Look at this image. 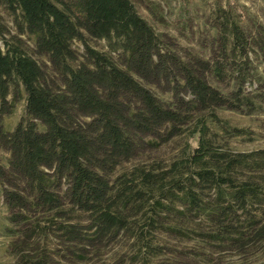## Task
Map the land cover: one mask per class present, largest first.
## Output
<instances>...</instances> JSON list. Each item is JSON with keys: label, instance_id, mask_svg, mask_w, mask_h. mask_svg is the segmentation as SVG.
<instances>
[{"label": "trees", "instance_id": "16d2710c", "mask_svg": "<svg viewBox=\"0 0 264 264\" xmlns=\"http://www.w3.org/2000/svg\"><path fill=\"white\" fill-rule=\"evenodd\" d=\"M248 1L0 0L9 264L264 257V148L223 116L264 115Z\"/></svg>", "mask_w": 264, "mask_h": 264}, {"label": "rangeland", "instance_id": "374dc122", "mask_svg": "<svg viewBox=\"0 0 264 264\" xmlns=\"http://www.w3.org/2000/svg\"><path fill=\"white\" fill-rule=\"evenodd\" d=\"M243 2L249 4L250 6L253 5L248 0H242ZM258 4L254 5L255 9H258L259 6H263V2L260 0L257 1ZM0 16L3 17V21L9 23L10 27L14 26L11 22L10 16L4 12L3 9L0 8ZM104 44V42H102ZM23 114V109L21 108L14 116L6 117L5 123L10 126L14 127L16 122L20 119ZM223 116L229 118L234 125L239 127H245L253 131V135L251 136H243L237 139H234L232 145H234L240 151H252L257 150L260 148H264V115H257V116H246V115H239L235 112H224ZM172 149L173 147H165L162 151V155L165 158L172 156ZM7 210L4 207V199L3 195L1 194L0 188V264H9L12 262V258L8 255L6 248L8 243L10 242L9 239L6 237H2V232L5 229L6 216ZM215 264H242L241 260L236 257H227L223 258V260L219 259L216 261ZM250 264H264V257L257 258L251 261Z\"/></svg>", "mask_w": 264, "mask_h": 264}]
</instances>
